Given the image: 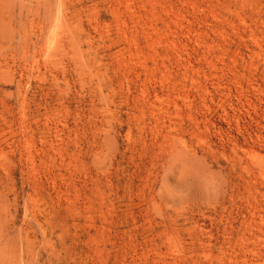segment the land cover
I'll list each match as a JSON object with an SVG mask.
<instances>
[{
  "label": "rangeland",
  "instance_id": "1",
  "mask_svg": "<svg viewBox=\"0 0 264 264\" xmlns=\"http://www.w3.org/2000/svg\"><path fill=\"white\" fill-rule=\"evenodd\" d=\"M0 264H264V0H0Z\"/></svg>",
  "mask_w": 264,
  "mask_h": 264
},
{
  "label": "bare ground",
  "instance_id": "2",
  "mask_svg": "<svg viewBox=\"0 0 264 264\" xmlns=\"http://www.w3.org/2000/svg\"><path fill=\"white\" fill-rule=\"evenodd\" d=\"M101 90V89H100ZM8 238V237H7ZM12 243V242H11ZM5 244H7V243H5ZM7 246V245H6ZM3 247V246H2ZM3 249V248H2ZM4 254V253H3Z\"/></svg>",
  "mask_w": 264,
  "mask_h": 264
}]
</instances>
